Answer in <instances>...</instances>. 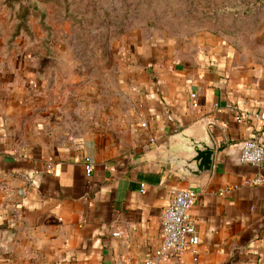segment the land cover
<instances>
[{
    "label": "crops",
    "instance_id": "crops-1",
    "mask_svg": "<svg viewBox=\"0 0 264 264\" xmlns=\"http://www.w3.org/2000/svg\"><path fill=\"white\" fill-rule=\"evenodd\" d=\"M197 45L173 59L129 44L108 116L83 126L80 108L69 115L49 92L50 71L0 62V264H144L172 189L196 193L199 243L160 264H264V161H239L246 139L264 145V61L242 60L211 29ZM185 130L215 146L201 180L154 161Z\"/></svg>",
    "mask_w": 264,
    "mask_h": 264
},
{
    "label": "rangeland",
    "instance_id": "rangeland-1",
    "mask_svg": "<svg viewBox=\"0 0 264 264\" xmlns=\"http://www.w3.org/2000/svg\"><path fill=\"white\" fill-rule=\"evenodd\" d=\"M263 6L264 0H0V62L33 69L39 58H52L48 90L64 98L69 115L80 108L83 126L92 114L108 116L129 44L179 59L211 29L229 38L242 60L264 61Z\"/></svg>",
    "mask_w": 264,
    "mask_h": 264
},
{
    "label": "built area",
    "instance_id": "built-area-1",
    "mask_svg": "<svg viewBox=\"0 0 264 264\" xmlns=\"http://www.w3.org/2000/svg\"><path fill=\"white\" fill-rule=\"evenodd\" d=\"M192 98L195 94L190 95ZM235 114L237 122L247 121L250 118L248 111H240ZM239 161L243 164L260 166L264 161V145L256 137L246 139L242 143ZM86 175L91 173L93 168L89 157L83 160ZM263 181L261 177L253 180L254 184ZM196 193L191 189H172L170 200L163 209L160 219L159 248L145 260L144 264H160L171 255H178L182 252L195 253V248L199 243L198 234L195 228V219L190 213V209L195 201ZM121 232L113 233L119 236Z\"/></svg>",
    "mask_w": 264,
    "mask_h": 264
},
{
    "label": "water",
    "instance_id": "water-1",
    "mask_svg": "<svg viewBox=\"0 0 264 264\" xmlns=\"http://www.w3.org/2000/svg\"><path fill=\"white\" fill-rule=\"evenodd\" d=\"M57 63L50 57L38 59L37 71L47 72L56 68ZM174 141L154 150V161L165 162L177 176L201 180L212 171L215 146L206 134L191 130L179 131Z\"/></svg>",
    "mask_w": 264,
    "mask_h": 264
}]
</instances>
